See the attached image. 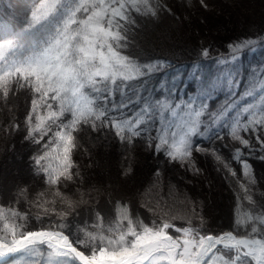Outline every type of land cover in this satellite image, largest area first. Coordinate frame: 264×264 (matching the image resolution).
Instances as JSON below:
<instances>
[{
    "label": "trees",
    "instance_id": "1",
    "mask_svg": "<svg viewBox=\"0 0 264 264\" xmlns=\"http://www.w3.org/2000/svg\"><path fill=\"white\" fill-rule=\"evenodd\" d=\"M216 2L218 0H203V4L201 0H148L152 11L143 4L140 5V12L131 10L129 14L132 22H121V35L125 39L119 45L113 44L116 51L138 65L155 66L151 73L124 82L122 93H114L113 99L116 102H120L123 96L124 103L129 104L130 98L132 103L129 109H134L137 104L142 106L144 99H164L173 106L181 101L191 103L194 99V108L205 106L204 114L200 117V131L204 132V136L193 137L191 164L170 160L163 151L157 153L154 150L155 141L149 144L148 136L134 138L128 143L117 138L111 128L93 129L89 124L81 122L72 131L74 147L70 151L72 167L69 171L73 180L65 182L61 178L58 184L49 186L45 173L35 164L34 158L46 151L43 145L49 141L52 133L45 136L40 144L28 135L29 113L33 116L31 126H35L36 116H47L49 111L35 91V81L29 84L21 80L18 84L16 79H11L7 97L3 95V89H0V164L11 161L7 160L8 157L14 160L17 156L21 159L16 161L18 175L15 176L17 179L14 185L12 181L8 185L6 172L1 171L0 208L6 211L11 208L19 213L14 217L16 225L20 226L18 232L62 230L88 256L93 252L98 254L103 246L99 237L117 240L122 232H127V220L122 215L125 211L136 231L141 230L139 224L152 227L153 222L160 224L165 221L180 228L191 226L198 230L199 235L217 236L228 231L236 236H248L251 233L253 221L249 216L264 214V147L257 141V135L260 141H264V131L260 127L255 132L241 131L240 135L249 141L253 149L249 152L248 148L239 145L228 135L230 125L224 126L223 117L214 124L212 116H220L223 109L234 101L242 109L244 104L256 101L259 97L257 95L256 100L251 97L241 99L242 94L252 88L264 72V9L260 14L261 21L251 28L231 29L221 33L220 37L211 36L210 39L193 36L179 38L174 50L168 48L167 42L155 36L158 28L167 25V22L175 19L176 22H182V14L187 20L194 14H205L200 18L205 21ZM36 7L35 0H0V40L6 38L7 34H19L22 39L20 47L12 54L21 59L46 46L63 20L57 14L55 18L49 17L48 21L33 24L31 14ZM87 14L78 12L76 17L79 21ZM247 40L256 42L251 46L252 50L245 49L239 54L238 60H231L230 46ZM204 49H208V56L202 55ZM85 92L95 97L90 89L86 88ZM33 100L37 101L36 112H32ZM205 101L208 106L204 105ZM47 102L52 103L50 99ZM96 106L104 107L99 101ZM57 107L53 104L52 110ZM183 110L181 105L180 111ZM234 114L235 109L228 113L229 116ZM156 115L158 117L159 112ZM164 115L168 117L167 112ZM254 115L257 119L264 116V105L258 107ZM252 116L253 113L244 114L241 120L246 121ZM71 119V113L65 112L61 121L67 123ZM153 128L154 125L149 126L151 135H155ZM217 128L221 129L219 133L216 132ZM55 130L53 127V132ZM218 134L223 136L222 140L216 138ZM197 145L209 151L198 152ZM52 147L55 148V145ZM236 147L241 148L243 157L251 165L255 183L244 176L240 164L233 160ZM212 150L235 171V176L224 167V163L216 160L211 154ZM55 153L52 152V155ZM100 153L109 159L110 176H116L117 180L122 178L121 182L125 183L118 185L116 193L101 186L91 170L92 157H98ZM49 160L41 161V165H50ZM208 182L225 186L227 193L226 200L217 203L220 207L218 210L223 213L218 223L214 222L217 214H211L209 201L199 196V190ZM132 189L136 190L131 192ZM57 191L59 196L56 195ZM248 197H251V201ZM69 201L79 202L77 214L67 215ZM61 213L66 215L61 216ZM237 220L241 221L240 225H237ZM118 221L119 231L116 229ZM61 223L66 224V227H58ZM256 226L260 227L258 223ZM85 232L93 233L97 239L87 244H78L77 241L85 240ZM168 232L173 236L182 235L173 229ZM131 239L130 234L126 236V240ZM220 252L226 258L235 255L227 249Z\"/></svg>",
    "mask_w": 264,
    "mask_h": 264
},
{
    "label": "snow or ice",
    "instance_id": "2",
    "mask_svg": "<svg viewBox=\"0 0 264 264\" xmlns=\"http://www.w3.org/2000/svg\"><path fill=\"white\" fill-rule=\"evenodd\" d=\"M35 3L37 7L31 14L33 24L48 21L49 17L55 18L57 14L63 17L62 23L46 42L45 47L23 60H7L4 52L13 48L14 43L11 40L0 43V62H4L0 67V89H3V95L7 97L11 79H16L18 84L21 80L32 84L34 80L36 93L40 95L43 106L49 109L47 116H36L35 126H31L32 113L27 117L30 125L28 135L37 144L52 133L49 141L43 145L46 151L34 158L35 164L46 175V183L52 186L58 184L61 178L65 182L73 180L69 171L72 167L70 151L74 147L72 131L81 122L89 124L93 129L111 128L117 138L128 143L134 138L148 136L149 144L155 141L154 150L157 153L163 151L170 160L181 163L187 161L191 164L193 137L204 136V132L200 131V117L204 114L205 106L197 109L184 101L173 106L170 101L164 99H144L142 106L137 104L134 109H129V104L132 103L130 98L129 104L124 103L123 96L120 102L113 99L115 92L122 93L124 82L143 77L155 68L154 65H138L113 47V44L119 45V42L125 39L121 35V22H132L129 14L131 10L140 12V5L143 4L152 11L148 0H35ZM201 3L203 4V0ZM78 12L90 14L86 19L78 21ZM73 24L76 25L75 28L72 27ZM255 43L253 40H247L230 46L231 60H238L239 54L245 49L252 50L251 46ZM202 55L208 56V49H204ZM117 80L120 81L119 84ZM86 88L95 93L94 98L85 92ZM257 95L260 96V103L264 104V74L252 88L242 94L241 99L251 97L256 100ZM49 99L52 103L47 102ZM97 101L104 107H97ZM53 104L58 105L56 110H52ZM181 105L183 111H180ZM258 107L257 103H248L240 109L234 101L223 109L220 116L213 114L212 122L215 124L223 117L224 126L230 125L228 135L231 139L251 152L253 149L249 141L240 133L255 132L257 127L264 131V116L257 119L254 115ZM126 109L129 111H125ZM232 109H235V114L229 116L228 113ZM36 111L37 101L33 100L32 112ZM65 112L71 113L72 116L67 123L61 121ZM165 112L168 113L167 118ZM248 113H253L252 118L242 121L241 116ZM150 125H154L152 131L155 135L150 134ZM53 127L56 129L54 132ZM220 131V128L216 129L217 133ZM216 138L222 140L223 136L218 134ZM257 141L264 147V141H260L259 135ZM52 145H55V148ZM61 147L62 154L59 152ZM196 151L206 153L209 150L197 145ZM52 152L57 153L58 166H42L41 161L50 159ZM211 154L217 161L224 163L215 150H212ZM233 160L240 164L244 176L248 177L251 183H255L251 165L243 157L240 147L235 148ZM224 167L232 176L236 175L227 163H224ZM56 195L59 196L60 193L57 191ZM248 199L251 201V197ZM78 208L79 202L69 201L67 215L77 214ZM8 211L10 217H5L2 215L4 209L0 208V219L19 215L11 208ZM122 215L127 220V232H122L115 241L99 237L102 241L106 240L114 250L108 251L101 247L98 254L93 252L91 256L78 251L62 231L41 229L18 232L17 228L20 226L5 224V234L0 236V260L15 254L32 256L41 245H46L49 250L48 264H69V261L73 264H154L158 258L165 259L168 264H212L215 259H220L222 264H264V214L249 216L253 221L251 233L248 237L239 238L232 232L217 236L199 235L198 230L191 226L180 228L165 221L160 224L153 222L152 227L139 224L141 230L136 231L126 211ZM97 219H101L98 214ZM236 223L240 225L241 221L237 220ZM58 227L64 228L66 224L61 223ZM116 229H120L119 221ZM169 229L183 235L174 239L168 234ZM129 234L132 239L126 240ZM257 236L260 238H256ZM96 239L93 233L85 232V240L77 243L87 244ZM222 249L229 250V253L234 252L235 255L218 257L217 253Z\"/></svg>",
    "mask_w": 264,
    "mask_h": 264
},
{
    "label": "rangeland",
    "instance_id": "3",
    "mask_svg": "<svg viewBox=\"0 0 264 264\" xmlns=\"http://www.w3.org/2000/svg\"><path fill=\"white\" fill-rule=\"evenodd\" d=\"M264 0H218V2L215 3V6L212 7L209 11V13L206 16V20H200L202 14H194L192 18L187 20V17H184V14L181 15L182 22H176L175 21H169L167 22V25L161 26L158 28L157 34L155 36L158 39H162L168 44V48L171 50H174L177 40L179 38H185V37H196V38H205V39H210V37L222 35L221 33L223 32H229L239 30L240 28H251L255 26V24L259 23L260 20V14L261 11L264 9ZM35 10V9H34ZM207 11V12H208ZM90 13L86 15V17L82 18L86 19L87 16ZM76 20L77 17H76ZM203 21V22H202ZM256 24V25H257ZM107 27L106 25H104ZM73 28L76 27L75 24L72 25ZM172 34H169V33ZM11 40L14 43V47L11 49H7L4 52L5 57L7 60H23L20 57L12 54L14 53L13 51L17 50L20 47V43L22 41L21 37L19 34H7V37L4 39L0 40V43H5L6 41ZM163 41V42H164ZM164 42V43H165ZM173 44V45H169ZM45 47V46H44ZM26 58V57H25ZM4 62H0V67H2ZM264 74V72H263ZM262 75L260 76L261 79ZM259 79V80H260ZM248 102V101H246ZM194 99L192 100L191 104L193 106ZM249 103H257L260 106H263L264 104L260 103V96L256 101H252ZM248 103L244 104L242 106L245 107L247 106ZM204 105L208 106L207 102H204ZM258 109V108H257ZM256 110V109H255ZM102 152H106L103 149H101ZM60 154H62V147L59 149ZM56 154H51V158L49 160L50 165L53 168H56L58 166V161L56 160ZM11 160V161H7ZM7 163L3 162V164H0V179L2 180V174L1 171L6 172V177L8 179V185L10 186V182L12 185L15 184V180L17 179L15 176L18 175L17 170H16V161L19 162L21 159L19 157H14V160L11 158H7ZM14 161V162H13ZM109 159L106 158V155L103 153H100L98 157H92L91 164L92 166L91 170L94 172L96 178H98V182H100V185L103 186L104 188H110L112 192L116 193L117 190H119L117 187L118 185H123L125 183L121 182L123 180L122 178L117 180V177L110 176V166L108 164ZM18 166V165H17ZM114 174H118L117 172H113ZM121 177V173H119ZM11 180H10V179ZM28 179V178H27ZM116 181H113L115 180ZM19 181V180H18ZM28 181V180H27ZM119 185V186H120ZM136 189H132L131 192L135 191ZM10 192V191H9ZM226 190L225 186L223 185H218L217 183L213 184L212 182H208L203 189L199 190V196L206 198L208 204L210 205V212L214 216L215 219L214 222H217L219 220L218 218L223 216L222 210L220 207L217 205L220 200L222 201L223 199L226 200L225 195H226ZM3 216L5 217H10V213L7 209L4 210ZM1 222V227L2 230L0 231V236L5 234V224H10V225H16L15 223V218H9V219H0ZM218 223V222H217ZM18 229V228H17ZM50 230H56V229H50ZM232 232V231H229ZM233 233V232H232ZM169 235H172L170 232H168ZM235 234V233H234ZM183 235V234H182ZM181 235V236H182ZM173 236V235H172ZM179 236H173V238H177ZM241 237V236H238ZM188 238V237H186ZM110 239V238H106ZM106 240L102 241L101 245L102 247L108 249V251L114 250L113 248H108L107 246H110L106 243ZM115 241L116 239H110ZM128 246V245H125ZM220 247V246H218ZM48 249L46 245H41L38 248V251L36 254H33L32 256H29L28 254H15L12 257H9L8 260H6L3 263L0 264H48ZM99 252V250H98ZM218 257H224L226 258L221 252L217 253ZM71 261H69L70 264ZM154 264H168V262L163 259V258H158L157 260L154 261ZM212 264H222V261L220 259H215L212 261Z\"/></svg>",
    "mask_w": 264,
    "mask_h": 264
},
{
    "label": "water",
    "instance_id": "4",
    "mask_svg": "<svg viewBox=\"0 0 264 264\" xmlns=\"http://www.w3.org/2000/svg\"><path fill=\"white\" fill-rule=\"evenodd\" d=\"M39 231V230H38ZM51 231H62V230H51ZM63 232V231H62ZM229 232V231H228ZM64 233V235H67L68 237H69V235L68 234H66L65 232H63ZM234 236H236L234 233H232ZM212 235V234H211ZM221 235V234H220ZM213 236H216V235H213ZM238 237V236H237ZM241 237H248V236H241ZM239 238V237H238ZM257 238V237H256ZM69 240L71 241V239H70V237H69ZM72 242V241H71ZM72 244H73V242H72ZM73 246L74 247H76L74 244H73ZM77 250L78 251H80L78 248H77ZM9 259V257H5V258H3V260H0V263H3V262H5L6 260H8Z\"/></svg>",
    "mask_w": 264,
    "mask_h": 264
},
{
    "label": "bare ground",
    "instance_id": "5",
    "mask_svg": "<svg viewBox=\"0 0 264 264\" xmlns=\"http://www.w3.org/2000/svg\"><path fill=\"white\" fill-rule=\"evenodd\" d=\"M227 36V35H226ZM38 231V230H37ZM257 238H260V237H257ZM175 239V238H174ZM157 260V259H156Z\"/></svg>",
    "mask_w": 264,
    "mask_h": 264
}]
</instances>
